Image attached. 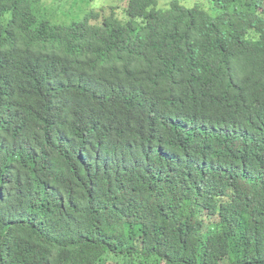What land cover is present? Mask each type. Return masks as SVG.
<instances>
[{"label":"trees","instance_id":"16d2710c","mask_svg":"<svg viewBox=\"0 0 264 264\" xmlns=\"http://www.w3.org/2000/svg\"><path fill=\"white\" fill-rule=\"evenodd\" d=\"M45 1L0 0V264H264V0Z\"/></svg>","mask_w":264,"mask_h":264},{"label":"rangeland","instance_id":"374dc122","mask_svg":"<svg viewBox=\"0 0 264 264\" xmlns=\"http://www.w3.org/2000/svg\"><path fill=\"white\" fill-rule=\"evenodd\" d=\"M46 1H45V3H46ZM54 2H55V0H52V1L49 0V5L51 6V8L54 9V11H52L51 13L54 12L55 15H56L55 19H54V22H57V23H60V24H69L72 21V16L77 15V16L83 17L85 15V13L88 12V10H86L85 12H83V11H74V14L71 15L69 13V10L68 11L61 10L60 8H58L57 5H54ZM104 2H105V0H104ZM98 4H99V2H95L93 4V8H98L99 7ZM73 6L75 8H77V9H84L82 7H79V6H75L74 4H73Z\"/></svg>","mask_w":264,"mask_h":264}]
</instances>
